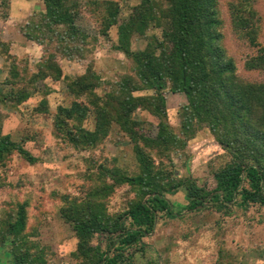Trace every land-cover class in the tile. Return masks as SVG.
Here are the masks:
<instances>
[{"label":"trees","instance_id":"16d2710c","mask_svg":"<svg viewBox=\"0 0 264 264\" xmlns=\"http://www.w3.org/2000/svg\"><path fill=\"white\" fill-rule=\"evenodd\" d=\"M42 1L45 12L35 14L29 32L30 36H42L47 47L38 73L33 74L28 85L36 89L37 84L48 78L61 80L62 69L56 62L59 55L92 60L85 74L68 79V86L76 97L89 98L95 127L93 130L83 127L91 110L75 102L70 108H59L54 123L57 136L77 150L93 149L109 136L116 123L133 142L140 170L139 174L129 176L120 169L102 165L98 175H92L94 169L88 172L87 178L94 184L87 190L84 188L83 196L51 194L53 200L63 201L61 214L77 238V249L72 254L76 264H132L135 255L132 250L142 249L141 240L154 230L158 215L172 214L166 194L182 186L187 191L190 210L209 204L216 212L229 215L232 205L244 211L255 206L264 208V46L260 42L264 24L251 0L231 6V22L241 40L255 49L244 68L249 73L260 74V78L247 80L239 75L236 62L224 45L219 0H164L166 8L162 2L143 0L130 18L120 24L118 31V49L131 60L132 72L103 97L96 94L101 79L94 69L92 56L97 38L89 39L75 26L76 12L69 0ZM118 4L115 0L87 1L91 13L102 11L97 19L103 36L118 22ZM155 23L163 27L164 40L157 41L158 47L152 42L143 51H133L132 38L144 36ZM60 26H67V32H59ZM7 52L8 44L0 39V53L8 58ZM17 70L13 68L7 82L16 83L12 78L20 80ZM167 84L172 93H182L187 98L188 104L182 112L181 138L163 121L167 116L163 96ZM45 88L48 93L47 84ZM145 89L153 90L155 95L135 96ZM12 94L18 103L27 101L31 95L24 90ZM141 105L161 119L154 137L143 134L140 124L132 119L133 112ZM205 128L229 158L214 174L216 188L212 191L190 179L175 180L174 173L164 163L157 167L152 158L153 155L169 158L168 152L185 147L188 139ZM15 152L30 165L39 161L9 135L0 134V168L7 165ZM124 185L134 190L136 200L127 211L111 215L106 201L117 186ZM17 210L6 226L7 236H13L14 263L49 264L48 248L31 239L38 232L28 227L29 201L18 204ZM100 236L109 240L108 249L114 246L112 256L99 244L93 246V241ZM5 239L8 238L5 236ZM114 239L118 240L116 246Z\"/></svg>","mask_w":264,"mask_h":264},{"label":"rangeland","instance_id":"374dc122","mask_svg":"<svg viewBox=\"0 0 264 264\" xmlns=\"http://www.w3.org/2000/svg\"><path fill=\"white\" fill-rule=\"evenodd\" d=\"M0 0V39L8 44V58L0 53V134L9 135L11 140L38 158V163L30 165L17 152L5 167L0 168V264H15L13 257V236H7V224L17 213L18 204L29 201V230L37 229L38 236L31 238L48 248L49 264H76L72 254L77 249V238L72 226L65 222L61 214L64 203L52 199L53 192L72 197L83 196L94 183L87 174L94 169L98 175L100 166L108 165L120 169L129 176L139 174V166L134 152V144L119 126L112 125L109 136L95 148L77 150L63 138L57 136L55 118L59 108H70L75 102L87 105L90 112L83 127L93 130L95 116L90 100L86 96L76 97L70 92L68 79H76L85 74L91 59L81 57L65 58L57 56L56 62L62 69L61 80L48 78L37 88L28 85L45 54L46 42L36 35L30 36L29 28L35 14L45 12L42 0ZM88 0H69L76 12V27L89 39L97 38L92 46L94 69L101 79L96 94L107 95L112 87L132 72L133 64L124 52L118 49L119 26L127 21L143 0H115L119 5L118 22L112 26L107 36L100 32L101 22L97 19L102 11L87 9ZM104 2L107 0H90ZM162 2L164 8L167 3ZM245 0H219L221 18L224 24V45L237 65L239 75L247 80L260 78L258 73H249L244 68L249 55L255 53L245 40H241L231 22V6ZM248 1V0H246ZM255 11L264 24V0H251ZM79 6V7H78ZM96 8H94L95 10ZM165 24V21H163ZM77 28V29H78ZM59 32L66 33L67 26H60ZM163 27L152 24L143 36L132 38V50L143 51L153 42L157 47L162 42ZM158 41V42H157ZM264 46V31L260 36ZM154 47V46H153ZM16 67L20 80L12 78ZM19 80V81H18ZM23 81V82H22ZM48 85V93L45 85ZM163 91L166 99V122L181 138L183 108L188 104L182 93ZM29 92L30 98L18 103L12 93ZM153 90H140L137 97H152ZM47 103H44L43 100ZM132 119L140 124L146 136L154 137L161 122L146 107L138 106ZM169 158L160 159L153 155L157 167L164 163L174 173L175 180H193L199 187L212 191L216 188L214 174L229 160L208 129H201L187 145L169 153ZM110 185L113 181H108ZM171 203L172 214L158 215L154 230L141 240L139 251L132 250V264H264V208L255 206L242 210L232 205L229 215L215 211L206 204L204 208H188L187 191L184 186L174 193L166 194ZM136 200V193L128 186H117L106 201V209L114 215L127 211ZM8 239L3 240L4 237ZM116 241L115 246L118 244ZM109 240L100 236L93 246L100 245L112 256L114 246L107 247Z\"/></svg>","mask_w":264,"mask_h":264}]
</instances>
